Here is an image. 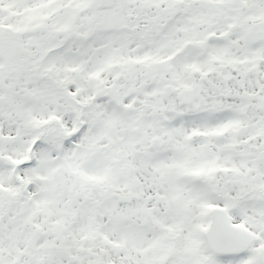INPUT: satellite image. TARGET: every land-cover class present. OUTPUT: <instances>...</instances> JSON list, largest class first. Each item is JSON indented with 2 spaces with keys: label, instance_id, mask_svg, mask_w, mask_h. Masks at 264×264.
I'll return each mask as SVG.
<instances>
[{
  "label": "snow or ice",
  "instance_id": "snow-or-ice-1",
  "mask_svg": "<svg viewBox=\"0 0 264 264\" xmlns=\"http://www.w3.org/2000/svg\"><path fill=\"white\" fill-rule=\"evenodd\" d=\"M0 264H264V0H0Z\"/></svg>",
  "mask_w": 264,
  "mask_h": 264
}]
</instances>
